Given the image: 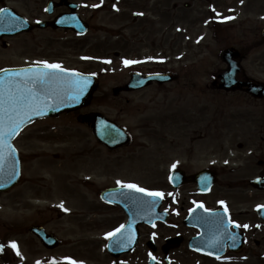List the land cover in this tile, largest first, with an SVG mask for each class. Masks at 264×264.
<instances>
[{
  "label": "flooded vegetation",
  "instance_id": "flooded-vegetation-1",
  "mask_svg": "<svg viewBox=\"0 0 264 264\" xmlns=\"http://www.w3.org/2000/svg\"><path fill=\"white\" fill-rule=\"evenodd\" d=\"M199 1L4 0L0 2V10H16V5L22 6L27 13L25 18L32 27L19 38L0 39V52H9L13 47L12 42L18 40L19 57L22 61L34 57L48 64H59L65 69H75L84 74L101 77L126 75L130 78L136 73H168L173 74L178 82L177 70H171L172 60L182 62L180 66L186 71L187 55L197 54V46L193 43L196 36L193 34L198 32L201 19L197 6ZM34 6L36 9L31 13ZM38 12L41 13V20L34 21L33 15ZM61 17H67L72 22H75L76 18L80 19L83 35L79 36L67 27H54ZM156 21H162L164 27L160 32L161 41L154 36L152 44L157 48L160 45L158 42H162L165 49L147 51L150 48L144 46L147 44L148 35L154 33L143 29L148 25L155 30ZM176 23L180 27L175 32ZM51 46L70 52L73 60L79 63H70L66 57L53 59L49 55ZM75 46H78L77 49ZM143 49V54H148L143 56L146 59L139 57ZM239 52L240 60L247 58L246 51ZM53 53L56 54V51ZM1 54L0 62H4L6 58H2ZM160 54L162 61H155ZM125 61L135 63L125 64ZM238 78L246 80L244 70L241 69ZM127 83L128 81L118 90H125ZM213 86L219 88L220 82L217 81ZM119 99L129 102L127 97L120 96ZM162 114L165 118L163 131L167 148L164 151L163 167L165 177L162 212L166 218L163 224V239L165 241L179 237L181 243L173 249L165 247V251H158L156 254L163 259L164 264H251V259L264 264V219L260 213L264 208V181L260 182L264 179V149L260 144L253 142L254 139L250 143L249 139L235 146L230 143L229 147L222 138L224 134L213 133L216 132L214 118L208 121L207 133H197V129H193L192 133L182 134L185 131L183 126L198 125V120L203 115L201 108L193 107L187 110L178 104L175 109L166 107ZM87 152L95 167L102 166L105 147L100 149L102 158L96 149ZM28 191L32 193L30 189ZM12 193L11 191L0 196L8 197ZM10 201L15 209H22L27 205L37 210L33 205L35 199L15 201L11 198ZM101 203H95L91 210L93 213L90 215H95L99 220H91L89 229L111 232L126 224L127 217L120 207L103 201ZM20 215L24 219L23 222L14 221L4 233L0 231V244L4 245L0 251V264H43L42 245L30 231L33 225L41 224L35 221L26 222V218L31 220L39 214ZM207 220L205 226L204 222ZM237 224L241 227H236ZM22 235H27L26 239H30L28 243L26 240L24 244L20 241ZM218 235L220 245L225 251L219 259L193 250V240L197 244H208ZM232 236H235L234 241ZM11 242L16 243V249L9 246ZM54 260L57 261V258ZM49 263H52V260ZM117 264H121V257Z\"/></svg>",
  "mask_w": 264,
  "mask_h": 264
},
{
  "label": "rangeland",
  "instance_id": "rangeland-1",
  "mask_svg": "<svg viewBox=\"0 0 264 264\" xmlns=\"http://www.w3.org/2000/svg\"><path fill=\"white\" fill-rule=\"evenodd\" d=\"M231 1L235 3V0H213L210 6L205 2L197 4L198 12L201 14L199 22L202 21L200 30L202 48L197 50L200 51L198 58L187 57L186 71H183V67L177 64V61L172 60L171 67L179 71L180 76L183 71V76L178 82L169 86L152 87L138 93L122 94V98H129V102H123L113 95L112 89L125 84L128 76L102 77V88L94 95L87 111L101 112L119 121L131 133L133 142L115 152L106 151L103 157L104 163L99 167V172L98 169L94 172L91 164L86 162L84 154L88 148L99 147V152L102 148L96 144L92 130L80 125L76 117L67 116L58 121L53 119L46 123L39 122L24 131L17 141L22 154L24 177L10 196L0 197V231L4 233L14 220L23 222L24 219L20 214H39L31 220L26 218V222L35 221L44 225L49 232L57 234L63 243L65 242V245L63 244V247L58 250L59 258L66 257V260L71 258L75 264H114L103 249L106 236L94 229L90 231L87 226L89 224L84 227L80 221L88 218H94L96 222L99 220L95 216L87 217V211H90L89 206L92 208L90 203L95 207L92 199L96 198V193H94L96 186L103 187L113 182L123 181L136 182L138 186L148 187L153 191L155 189L163 191L164 151L167 148L163 131L165 118L162 112L166 110V107L175 109L178 104H181L187 110L198 107L203 111L198 125L183 126L185 131L182 134L192 133L193 129H197V133L205 134L209 119L214 118L216 132L213 131V133L215 135L224 134L222 138L229 147H231L230 143L235 146L239 142L250 139V143L254 139L253 142L260 144V147L264 149V100L257 101L243 93L226 94L215 91L210 86L213 77L225 68L218 51L234 41L239 44H250L254 48L251 50L250 59L244 64L250 77L264 82V46L257 45L259 40L258 35L255 34L259 32L256 29L264 26V10L246 9L245 11L242 9L229 13V7L234 5L230 3ZM35 8L36 6L32 9ZM213 9L219 10L221 18L225 17L229 22L221 26L222 31L220 30L221 32L216 37L208 27L210 21L208 17L212 16L210 11ZM20 12L24 11L20 10ZM163 27L162 21H156L155 30L148 25L143 29L154 33V35H148L147 46H144L150 48L147 51L165 49L162 42H158L160 45L157 48H154L152 44L154 36L161 41L160 32ZM13 43L11 51L0 52L1 57L6 58L2 64H10L13 55L15 57L20 55L19 49L14 52L20 46L19 41ZM77 47L75 46V49ZM50 51L49 55L53 59L66 57L70 63L75 65L79 63L73 60L70 52L63 51L59 47L51 46ZM53 51H56V54ZM144 51V49L141 51L140 58L148 55H144ZM194 60L198 66L193 68L194 64L190 62ZM2 64L0 62V66ZM185 123L188 122H183ZM40 166H43L42 171L39 169ZM89 174H98L99 178L102 177L99 179L101 184L87 186L85 190V187H81L79 183L88 180ZM57 176L58 180H62L58 182ZM29 189L32 193L28 191ZM11 198L15 201L20 199L28 201L36 198L33 205L37 210L27 205L25 208L15 209L13 205L11 206ZM7 214L9 215L6 216ZM72 223L75 224V228ZM79 230H88L89 234L84 236L79 233ZM149 231L155 237H161L162 242L161 226L154 230L141 229V232L146 233L148 237ZM26 238L27 235H22L20 241L24 244L26 240L28 243L30 239ZM147 240L146 236L143 242ZM142 250L144 249L138 251V263L136 264H146L141 262L144 258ZM44 255L46 254L42 251V256ZM250 263L260 264L255 259H251Z\"/></svg>",
  "mask_w": 264,
  "mask_h": 264
},
{
  "label": "snow or ice",
  "instance_id": "snow-or-ice-1",
  "mask_svg": "<svg viewBox=\"0 0 264 264\" xmlns=\"http://www.w3.org/2000/svg\"><path fill=\"white\" fill-rule=\"evenodd\" d=\"M219 15V13L217 14ZM38 65L43 64V68L37 67L36 69H25L26 73L24 84H45L53 81L59 73H63L66 69L62 68L59 64H48L46 61L36 62ZM135 63V61H125V64ZM49 69L51 71H49ZM0 71L7 72V69H0ZM76 76V79L71 81L69 87L74 89L71 99L78 100L79 96L84 92L88 86V81L85 77L80 76L79 74H73ZM5 85L3 81H0V161L5 159L3 153V148H8V155H11L14 151L11 149L10 145L4 143V138L14 134L20 125L25 122L24 117L31 119L28 115L29 112L35 111L37 114H40L39 102L40 97L32 88L21 89L19 85L15 86V91H13V85L11 82L7 84V97L4 96ZM7 102L8 107H5ZM175 167V165H173ZM119 183V182H118ZM130 189H133L138 192H144L147 195L161 196V193H148L145 189L139 188L134 184L125 185ZM223 203V202H221ZM62 206V205H61ZM202 206V205H201ZM236 227H241L240 225H235ZM124 225H121L120 228L116 229V232H120ZM247 228L248 225H243ZM113 233H109V236H112ZM233 241L235 236L231 237ZM13 249H16V243L11 242L10 245ZM233 246H235L233 244ZM4 248L3 244H0V251ZM17 255L19 252L17 251ZM155 260V257H152ZM219 259V257H217Z\"/></svg>",
  "mask_w": 264,
  "mask_h": 264
},
{
  "label": "water",
  "instance_id": "water-1",
  "mask_svg": "<svg viewBox=\"0 0 264 264\" xmlns=\"http://www.w3.org/2000/svg\"><path fill=\"white\" fill-rule=\"evenodd\" d=\"M8 30L13 31V32H18L20 30V27L17 25H12ZM234 76V70L231 71V74L228 76H225V84L224 86L227 88L228 84L230 83V78ZM154 78L159 79L157 77H152L148 78L144 81H138V78L133 79V83H137L138 86H136L134 89L141 88L148 86L152 83ZM76 77L73 75H68L67 80H69V84L71 81L75 80ZM88 81V86L80 96L77 102L75 104H39L40 110L43 108H53L49 109V114H43L41 117L45 116H53L56 114L61 113L62 111H76L82 107H84L87 104L88 98L91 96L92 91L96 88L97 83L91 79L87 78ZM161 81V80H160ZM227 85V86H226ZM231 85V83H230ZM47 89V88H46ZM15 91V90H14ZM34 92L38 94L40 99L42 101H51V102H57L59 99H66L65 94L69 92L71 93L70 97L72 96V93L74 92V89L71 87L68 88L67 91H64V95L61 97L59 95H56L53 89L51 90H43L40 88L34 89ZM251 92L257 96V97H264V87L263 86H258V87H252ZM5 96L7 97V92L4 93ZM69 97V101L74 100ZM41 101V102H42ZM76 101V100H75ZM5 107H8L7 102L5 103ZM33 113H37L35 111H32ZM31 113V112H29ZM38 118V116H33L31 120H27L24 124H21L20 127H24L29 121H32L33 119ZM100 120H104L101 116L99 115H94L90 118H88V121H92L94 123H97ZM100 135L99 137L102 138L104 142H106L110 147H117L124 143L126 137L122 133L121 130H119L117 127H115L113 124L108 123V122H103V128L98 131ZM5 159L3 161H0V191L1 190H6L10 189L13 187L19 180L20 177V162L19 159L16 155V153L13 151L11 155H8V151H4ZM130 215L132 216V212L130 209ZM38 235L44 242L46 246H49L51 248H54L56 246V242L51 239L50 237L46 236L45 233L38 232ZM120 236H118L119 238ZM116 246V244L110 245V249H113Z\"/></svg>",
  "mask_w": 264,
  "mask_h": 264
}]
</instances>
